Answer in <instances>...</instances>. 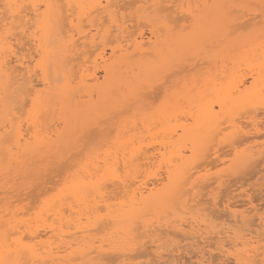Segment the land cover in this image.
<instances>
[{"label": "bare ground", "instance_id": "1", "mask_svg": "<svg viewBox=\"0 0 264 264\" xmlns=\"http://www.w3.org/2000/svg\"><path fill=\"white\" fill-rule=\"evenodd\" d=\"M219 1H220V3H219ZM247 1H249V0H247ZM8 2H9V0H0V9H2L3 5L8 3ZM16 2H22L25 4L51 5L52 7H49L47 9L42 7L40 9V15H41V17L44 18V21L46 23V27L43 31H41L39 33V36H37V34H36L35 27H31V25L34 24V20L37 16L36 10H32L30 13H28V15L25 16L26 23L28 25H30L27 34L20 31L19 22H17V25L13 26L14 30H13L12 34L8 35V32L5 28L4 16L2 14H0V111H1V114H0V168L2 167L1 170L3 169V167H5L3 169V171L5 169L6 170L10 169L9 172H11L14 168L16 170H15V172L12 171V173H16V176H18L20 174V177L22 176L21 179H25L23 177V175H25V177H27V174L31 170H34L33 168H35V166L38 167L36 164H35V166H32L34 161H35V163H36V160L37 161L39 160L42 163H44V162L48 163L50 161H46V160H49V158L51 156H52L51 158H53V159H54L53 156L58 157L59 161L61 159H64L65 157H67L70 154V152L73 149H78V144H79V141L77 140V139H79L78 138L79 136H77L78 133L83 132L84 130H86L90 127H96V126L100 127V125L103 123V121H102V123L100 124V121L102 120V118L105 119V117L107 115H109L110 113H116L117 112V114L119 113L118 115L123 116V112L128 111V110H126L127 107H125V106H127L126 104L128 101L132 100V103L134 102L135 104H137V103L140 104L144 101L146 102V101L150 100L151 99L150 97L152 95L156 96L157 92L165 101L162 104L164 108L161 105L159 112L153 110V112L155 111L156 113L151 112V109H150L151 113H147L146 114L147 116L145 115V118L143 116H141L142 115L141 113H143V112L140 111V109H141L140 107H139V109H136L137 114H136V112H134L135 114L132 113V115L128 114L129 117H128V115L123 116L121 118L122 120L119 119V116H118V119H119V125L118 126L119 127L117 126V131L115 128L116 136H115V131L113 133L114 135L111 134L112 132L111 133L109 132V134H106V135L111 134L110 135L111 137L108 136L110 139H107V140L105 139L106 141L102 140L99 142L100 143V146L98 148L99 151L95 149L96 153L93 151L94 154L91 156L89 155L90 157H88V158L86 157L87 160L86 161L84 160V163H83V161H81L82 162L81 165H79L80 160L79 161L76 160V162L78 161V167H77V169L75 168L76 171L74 170L75 171L74 173L72 171L73 168H71V171L73 174H69L70 176L66 175L67 179H64L66 183H65L63 189H61V191H59L60 189L58 191H55L54 189H56V188L54 187L53 191H55V192H50L52 190V189H50L51 188V186H50V188H49L50 193H48V191H47V195L48 194L50 195L53 193L55 194L57 192H60V193H59V195H57V197H55V200H54V194H53V201L52 202L50 201L51 204H48L49 202H47V204H46L47 206L45 205L47 212H49L48 215L46 213L44 214L43 211H42V213L40 211H38V213L36 214L37 216L39 215V213L41 216L45 215L44 219L46 217V220L52 214V216H53L52 220L50 221V219H51V217H50L48 219L50 223L47 221L48 223L46 224L47 227H48V225H50L48 228L49 229L48 233H46V234L44 233L43 235H41L39 232L40 228L39 229L37 228L38 229V231H37V229H35L32 225L27 226L28 224H26V222L28 223L27 220H29L30 217L28 215L29 218L27 219L24 216L26 214V211L23 212V216L27 220H25L24 217L21 215L22 213H19L18 210H20V208L15 210L13 212L14 214H12L11 216L9 214H11L10 212L12 209L10 208L9 209L10 211L8 210L9 213H7L8 211L5 209L6 215H9L10 218H12V219L14 218V219L11 220L10 218H7L8 216H6V215H4L5 217L0 216V218H2L0 221V223H1L0 224V239H1L0 244L2 242H3L2 243L3 245L5 244L3 249L1 248L3 245L0 246L1 252H2V250L5 249V251H3L4 255H5V256H3V259L10 260V261L20 260L22 262L27 261V262H30V264H41V262L44 264L45 263L47 264V260H49V261L53 262L52 264H57L56 259H58L59 257H56L55 255L56 254H57V256L61 255L60 254L61 251H59L58 249H61V250L63 249V250H65V253H66V251H67L66 249L70 250L72 247H74V244H76V245L81 244V246L83 245L84 251L83 250L82 251L85 252V253H83V256H85L84 254H89L90 253L89 251L96 247V246H94V243H98V242H96V240H98L99 238L93 239L95 234L94 235H91V234L93 232H96V233L98 232V237H100L99 233L102 232L104 235V232L111 230V228H113V226H114V228L122 229L123 234L125 232L126 239L129 240V243H128V241H127V243L129 245H131L133 243H136L139 240V239H137V235L139 236L138 233H140L139 229L141 228V226L140 225L137 226V222L139 224V222H141L140 220L144 221V218L149 219L155 210H158L157 215H154V216L152 215V218H155L157 216V218L159 220L162 219V218H160L161 215L164 213V212H162V210L168 211V209L171 210V207L172 208L175 207V206H171V204H174L176 206L178 205L177 206L178 208L175 207L174 210L172 209V212H171L172 215H171V213H169V211L167 213L170 217L171 216L173 217V219H171V223L173 220H175V217H177L178 215L181 216L180 214L183 211H185V213H187V214L190 213L191 216H187V215H185V213H182V216L180 218H182V217H183V219L185 217L191 218L193 215L198 214V213L191 214V213H193L194 209L196 212V208L198 206H196V205L190 206L189 205L190 199L191 198L193 199V197H191V198L189 197L188 198L189 202H188L187 199H185L186 197H188L187 194L192 195V191H193V190H191L192 187L194 188L195 186H200V185H198L199 182L200 183L201 182L202 183L207 182L208 181L207 179H210L213 175V173L210 176H208V174H205V177L208 176L206 179L204 177V174L201 175L202 171H200V169L202 170V167H203L202 164H200L202 162L201 160L207 158V156H209V155L211 156L213 153H214V155H217L218 159L222 158V156H220V155L223 153H220V155L218 154L219 151L221 150L220 147L222 146V144L225 145V141H228V140H225V138L229 137L228 135H232V133L234 135L231 136L230 138H232V137L236 138L235 133L237 134V136H239L238 134L242 135L243 138L241 139L242 140L241 141L240 139L238 140V137H237L236 141H238V142H236V143L234 142V140L232 141L229 139L232 142L228 141L229 143H227L232 148V149L230 148L231 152L235 153L234 158L237 157V159H235V160L233 158H232L233 160L230 159L231 162L233 163V165H230L229 166L230 168H228V167L226 168L227 170L229 169V170L233 171V172H231V174L229 173L230 175H233L232 173H234L235 171H236L235 173L237 174V172L240 173V171L242 169L243 170H245L246 168L249 169V166H250L249 163L252 164L254 159L255 160L260 159V156L262 158V156L264 154V152H262V149L260 148L261 149L260 151L259 150L255 151L256 148H254V150H252L253 145L251 146L252 148L250 146H248L250 148L249 150H245L246 153L248 151L247 154H245V152H241L240 151L241 149L238 150V148H240V146H239L240 142H241V144L243 143L245 145L244 142H247L252 138H254V139L257 138L256 135L257 136L259 135L258 136L259 138L263 136L262 134L264 133V131H262V129L260 130V127H258V124H256L258 122L255 120V123L253 122L251 124L252 127L248 126V128H250V129L245 130V128H247V127L244 125L245 126V128H244L242 126L243 123L242 124H240L241 122L236 123L233 119H235L234 115H237V114H234V111H237V110L239 111V109H246L247 107L254 108V110H256V109H258L256 107L261 105V101H262L261 90L264 89V73L261 72V65H262V63H264V48H263L264 43H262V41H261L262 39L260 40L261 42L258 41L260 39V37L257 38L256 40L254 39L253 44L256 43L255 46L258 45V47L261 46L259 48L260 53L257 51L258 47L256 46V50H255V46L252 43H250V44H252V47H250L251 49L248 48V50H247V48H245V51H244L245 55L243 57H242V55H243L242 51L243 50L240 47H238V49L240 48L242 50V51H240V49H239V51L241 52L239 57L241 56L243 58V59L239 58V59H241L240 63L242 65L239 62H236L238 60V58L236 55L237 51H235V50H237V49H235L233 51V52H236L234 54V55H236V57L234 56V58L237 59L235 61V59L233 58L234 62H236V64H238V65H236L235 63H230V64H232L233 67L236 66V68H235L236 73L233 72V70L231 71V69H232V68H230L231 65L228 66L230 69L227 67V65L225 66L226 68H228V70L227 69L226 70L227 71L230 70V72L224 71L223 67L226 64L225 62H228V64H229V62H233V61H231V58L233 56H230L229 55L230 53H228V51L225 50V48H227V46H228V48L230 47L229 49L233 50V47L236 48L237 46L236 45L232 46L231 43H230V45L232 47L229 46L228 45L229 43L226 40H225V42H227V44L225 42H223L221 44V46L223 44H226L225 46H223L225 48L222 47V49L224 50V52H226V53H224V54H226V57H228V58L230 57L228 59L229 61H224L222 59L223 56H220L221 53L218 55V53L216 52L217 51L216 49L217 48L219 49V47L214 46V44L218 45L216 41H218L220 39L224 40L226 35H228L226 33L228 31L227 29H225L224 31H221L223 33V35H225V37L221 35L222 37L220 36L221 37L220 38L219 34H217V33H219L218 27H219L220 18L223 19L226 17L225 16L222 18V16L225 14H223L221 12L223 14L222 15L220 13V11L222 10L221 7H223V6L226 7L227 3L229 4L228 8H229V6L233 7V5L231 4L233 2L232 0H16ZM221 2H223V3L225 2L224 3L225 5ZM235 2L236 1H234V5H235ZM188 4L193 5L194 7L192 9H185L184 7H182L183 5H188ZM221 4H222V6H221ZM100 5H111L112 7L111 8L98 7ZM177 5H180L181 7H176ZM196 5H199L200 7L196 8L195 7ZM79 6H83V7H79ZM217 6H218V8H217ZM125 11H131V13H130L131 16H132V12H133V14H134L133 17H135V19L137 20V23H138L137 28L135 27L136 29L134 31H131V29L129 28V25H128L129 24L128 23L129 20H128L127 25H121L120 26L118 36H117V32H115V31L106 34L105 29L108 28V18L111 16L119 15L120 20L124 21L126 19L125 16H127V15H124ZM189 12H193L198 18V23L195 25V27H192V17L189 15ZM28 16H31L32 19L31 20L28 19ZM162 17H167L170 21H172V24L170 25V27H172L174 29V32H170L169 28H167V27H164L162 30V24L161 23H149L150 20L158 21ZM188 18H189V21H187ZM102 21H104L103 24L101 23ZM220 22H221V20H220ZM223 22H221V23L223 24ZM131 23H132V21H131ZM139 23H141V24L139 25ZM186 24H188V25H186ZM143 27L148 28V30H149L148 34L144 30ZM188 28H190V29H188ZM228 33H229V31H228ZM217 37H218V39H217ZM226 38H229V36ZM25 40H28L27 44L30 45V47L26 51V52H28V54L23 53L24 49L22 47L23 46L22 43ZM229 41H232V40L230 39ZM178 42H180V43H178ZM220 42L218 41L219 44H220ZM181 43L183 45H186V47H181ZM207 43L211 44V46L213 45L214 47L211 50H214V52H216L215 53L216 57L214 56V52L211 53V54H213V56L211 54H210L211 56H209L207 54L208 57H210L209 59H211L213 61L214 58H217L218 60L220 59L219 60L220 62L223 60V63H224L223 65L220 66V67L223 66L222 68L216 69V67H218V66H217V64H215L216 60L214 59L213 62H210L211 65H214V69H216V71L217 70L220 71V69H222L221 71H224V72L221 74L215 72L216 75H214L213 74L214 69L211 70L208 68L212 72L207 71L208 75H206V76L208 78L204 77L203 76L204 74L202 75L203 78L200 80L206 81V79H207V81L204 82L203 85L201 84L202 83L201 81H200V84L198 81V75L200 72H202L201 68H200L201 69L200 72H196V76H194V74H193V75H191L192 78L190 77L191 79H194V80L196 77L197 81L194 82V80H192L193 83H191L190 78L188 79V81L190 80L188 82L186 80V78H188V77H182V76L180 77L178 75L180 80H181V81H179V78H177V76L173 73V71L178 69V66H180L179 67L180 69H184V68L187 69V67H185L184 63H187V61L189 62V59H190V61L191 60L193 61V60H195L194 58L196 56L199 55L198 57H200L203 52L205 53V51L209 47L206 45ZM246 43H248V42H246ZM259 43H261V44L259 45ZM234 44L235 43H233V45ZM243 44H245V41L243 42ZM262 44H263V46H262ZM205 45L207 46V48H205ZM240 45H242V44H240ZM248 46H249V44H248ZM248 46H246V47H248ZM24 47H26V46L24 45ZM241 47L243 48L244 46L242 45ZM253 47H254V49H253ZM170 48H174V49H176V51L170 52L169 51ZM204 48L206 49L205 51H204ZM90 49H91V51H90ZM252 49L255 51H253ZM250 50L255 52L256 55H253V52H251ZM209 51H210V49L208 50V52ZM220 51L222 52V50H220ZM246 52L249 54H252L254 57L252 58V55L250 57V55L248 54L247 58L248 57H250V58H248V59L245 58L246 54H247ZM34 54H35V56H34ZM191 55H193L194 57ZM217 56L218 57L220 56V58H218ZM35 57H37V58L35 59ZM186 57H188V59ZM191 57H192V59H191ZM198 57H196V58H198ZM158 58L160 60H163L164 62H166L167 65H169L168 71L161 72L159 70L158 65H157ZM224 58H225V55H224ZM251 58H252V61L250 63ZM254 58L256 60H254V62H253ZM185 59H186V62H185ZM225 59H227V58H225ZM242 60H243V63L246 64L245 68L246 69L249 68L247 71H251V70H252L251 72L255 71V72H253L255 74V76L253 75L254 78L252 77V73L250 72L251 73L250 77H252V81H253V83L251 82L252 86H251V88H249L250 90H248V89H246V90L242 89L241 90L240 89L241 83L243 82L242 83L243 85L245 83V81H243V79L245 80L246 76H247V75L243 74L244 78H242V80L239 82V79H241V78L239 77L240 75L237 74V71H242V70H240L241 68L244 70V68H243L244 64L242 63ZM38 63L42 64V69L37 67ZM174 63L175 64L178 63L179 65L177 64L178 66H176ZM32 64L35 65V66H33V68H32ZM183 64H184V67H183ZM218 64H220V63H218ZM221 64H222V62H221ZM170 65H172V68H174V69L170 68L171 67ZM187 65L189 66V64H186V66ZM191 65H192V62H191ZM193 65H195V64H193ZM238 66H242V67H238ZM34 67L36 69L37 68L39 69V70H37L38 74H39L38 77L41 78V79L39 78L40 80H38V78H37L38 81H36V82H35V80H33V79H35L34 74H36L35 73L36 70ZM211 68H212V66H211ZM206 70H207V68H206ZM157 71L158 72L160 71V73H161L160 77L162 76V74H164L163 78L164 79L166 78V81H165V83L163 82L164 84H161L160 87L158 86V87L154 88V84H151V79L159 76V75L157 76V74H158ZM186 71H188V70H186ZM100 72L104 73L102 75L104 77V78H102L104 80V81H102L103 83H100L101 81L99 82V80H101V79H99L101 77V76L99 77ZM181 72H183V71H181ZM190 72H192V71H190ZM209 73H211V74H209ZM226 73H228V74H226ZM183 74H184V72H183ZM245 74H248V73L245 72ZM33 75H34V77H33ZM168 75H170V76L175 75L176 79H178L177 82L175 81L177 84L175 82H173L174 79H172L170 81L171 82L170 83L168 81V80H170V77L169 78L167 77ZM153 76H155V77H153ZM202 76H199V78H201ZM235 77H238L237 78L238 80ZM181 78L182 79L184 78V79L182 80ZM153 80L155 82V79H153ZM161 80H163V79H160V81ZM178 82H184V83L186 82V84L184 85V83H183V85H182V83L180 84ZM196 82H197V85L198 84L200 85V87H198L197 89H196ZM156 83H159V80ZM173 83L176 84L177 86L180 85V87L183 86L182 87L183 89H181V91L180 90L178 91L177 89H180V88H177V86L174 87V85H172ZM189 83L192 85L191 88H189L191 86ZM188 84L190 86H188ZM29 86H30L31 90L28 88ZM186 86L188 89L185 88ZM194 86H195L194 89H196V90L192 89ZM174 88H176V89H174ZM23 89L29 90L28 92H32V94H34V96H33V98H34L33 99V105L34 106L32 105L33 108L28 107V109L29 110L34 109L35 111H39V113L36 112V114L42 115L40 113V111H41L40 109L42 108V106L44 104H45V107H47V111L49 109L48 107H50V108L52 107V109L56 108V106H58V105H59V107H57V108L61 109V107H62V110H59L60 112L58 111L59 115H60L59 118L64 117L62 119H66V120L60 119L59 122L62 120L61 121L62 126L60 128H64L63 130L62 129L61 130L62 131L65 130L66 132H61L59 129V125H58V130H56L58 132L55 131V133H53L55 135L57 133V135H56L57 138L54 135L53 136L55 138L51 135L52 131L54 132V129L51 131V133L45 132V134H44V131H46V130H44V131L40 130L41 126L39 127L38 125H39V123L43 122L45 119L41 122L39 120V123L35 122L36 124L33 121V123H34L33 124L30 121V119H28L29 116L24 115L25 117L24 116H22V117L25 119L28 117L27 119L30 121L29 122L27 120L28 121L27 123L29 124V125L27 124L28 127L34 125V127H33L34 129L32 128V130H35V131H33L34 134L31 133L29 130V129H31V127L25 128L26 123L23 124L24 121L22 122V120L21 121L19 120L21 118L20 117L21 115L20 116L18 115L20 113V111L23 112L22 110H20V107L26 106V105H24V104H26L25 102L28 103L27 100L22 101L23 96H24L23 93L25 92ZM148 89H151V90L148 91ZM146 90H147V94L145 92ZM26 92H25L24 99L27 98L26 96L30 95V93H27V95H26ZM156 97H158V96H156ZM161 97H159V98H161ZM52 98H54V101H52ZM30 99H32V98H30ZM152 99H154V97ZM20 101H22L24 103L23 106H20V105H22V104H20ZM55 102H56V104H55ZM46 103H47V105H46ZM49 103H51V106ZM57 103H59V104L57 105ZM154 103H156V102H154ZM160 103H161V101H160ZM28 104H31V103H28ZM52 104L54 106H52ZM149 104H150V102H149ZM221 104L224 106L223 113H221ZM135 106L137 107V105H135ZM155 106L157 107V105H155ZM124 107H125V109H124ZM146 107H147V104H146ZM146 107L143 106L142 110H144V108H146ZM44 108H42V111H44ZM130 108H132V107L130 106ZM25 109H27V108H25ZM121 109H122V111H121ZM123 109L126 111H124ZM161 109H162V111H161ZM233 109H234V111H233ZM35 111H32V113L34 112L33 115H35ZM47 111L45 110L44 112L47 113ZM232 111H233V114H232L233 116H231V114H229ZM44 112H43V115L45 114ZM54 112H56V111H54ZM248 112H251L253 114L254 111L252 109V111H248ZM26 113H28V112H26ZM129 113H131V112H129ZM235 113H237V112H235ZM22 114H25V113H22ZM62 114L64 116H62ZM148 114H150V115H148ZM153 114H155V116ZM227 114H229V116H231L232 118L231 117L228 118ZM225 116H226V118L231 119L232 123L228 119H225V121L224 120L222 121V118ZM137 117H140V118H137ZM51 118H53V117H51ZM255 118L257 119L256 116H255ZM221 121H222V123H221ZM226 121L227 122L230 121L229 123H231V125L233 126L235 133L233 132V130H231L232 128L230 129V125H229V127L226 126V128H222L223 125L225 126ZM25 122H26V120H25ZM30 123H32L33 125L32 124L30 125ZM60 123H58V124H60ZM106 123H107V121H106ZM45 125L42 127V129L46 128ZM63 125H66L67 128L64 127ZM72 125L75 127H72ZM77 125H80V126H77ZM104 125H105V123H104ZM115 125H117V124H115ZM48 126H47V128H48ZM54 126L55 125H53L51 127H54ZM111 126H113V125H111ZM51 127H50V129L49 128L48 129L51 130L52 129ZM74 128H76V129H74ZM79 128L81 129V131ZM155 128L157 130H154ZM223 129H225V132H223L224 131ZM226 129L227 130L230 129L232 133L230 134V132H229L227 134ZM77 130H78V133H76ZM112 130H110V131H112ZM41 131H43V132H41ZM156 131H158V132H156ZM253 131H255V133ZM68 132H70V134ZM58 133H59V135H58ZM64 133L67 135H65ZM223 133L225 135L226 134L227 135L224 137ZM252 133H254V134H252ZM80 134H82V133H80ZM63 135H64V137H63ZM146 135L150 136V138H149V136H147V137L149 138V141L152 140V141H150L151 143L154 142V139H155V142L159 141V143H158L159 146L155 147L156 145L155 146L153 145V148H148L147 145L145 146V144H146L145 142L147 139V138L145 139ZM260 135H262V136H260ZM51 136L54 138V140H52L53 138L51 139ZM106 137H104V138H106ZM101 142H103V143H101ZM237 143H239V145ZM246 144H248V142ZM228 145H227V147H228ZM209 151H213V152L210 153ZM238 151H240L242 153V155H240L241 153L239 154ZM243 151H244V149H243ZM89 153L91 154V152H89ZM205 155H206V157H205ZM228 155L227 156L225 155L224 157H228ZM232 155H233V153H232ZM256 156H257V159H256ZM86 158H84V159H86ZM58 159H56V160H58ZM15 160L18 162V165L22 166V169L24 172H21L22 171L21 167H19L17 165V162H15ZM198 160L200 161L199 163H198ZM223 160H225V159H223ZM4 161H6V162L4 163ZM13 161L15 162V164L13 163ZM39 161L37 162L38 165L40 163ZM229 161H227V162H229ZM220 162H222V161L220 160ZM231 162H230V164H231ZM42 163L40 164V166L44 167L46 164L45 163L42 164ZM224 163H226V161L223 162L222 164L225 165ZM3 164H5V166H3ZM12 164L14 166H11ZM65 164L66 163H64V165ZM222 164H219V165L222 166ZM208 165H207L208 167L211 166L209 168V171L212 169V167H213V169L215 167H217L211 163H209ZM51 166H52V163H51ZM68 166H69V164H68ZM11 167H13L12 170H11ZM15 167H17V168H15ZM28 167L29 168L33 167V168L29 170ZM74 167H76V166H74ZM250 167H252V166H250ZM18 168H20V172H18L19 171ZM26 168L29 171L25 172ZM164 168H165V170H164ZM232 168H233V170H232ZM62 169H63V167H62ZM160 169L162 172L160 171ZM35 170H34V172H35ZM141 170H143V171L145 170V171L143 172ZM243 170L241 171V173H243ZM3 171L1 174V175H3V177H4V175H5V177H6V175L8 177L10 175H12V173H9L8 171H7L8 173H6V171L3 173ZM16 171L19 173L18 175H17ZM67 171L69 172L68 169H67ZM36 172H38V171H36ZM59 172L61 173V171L58 170L57 173H59ZM140 172L145 173V176H150V177H148V179H150L151 181H149V180L145 181V179L142 178V176L144 177L143 173H142V175H139ZM224 172L220 173L219 175L224 174ZM0 173H1V171H0ZM54 173H56V172H54ZM60 175L62 176V174H60ZM60 175H59V178H60ZM219 175H217V176H219ZM67 176H69V177H67ZM10 177H14V176L12 175ZM151 177H153V179ZM18 178L19 177H17V179H15V178L14 179L18 180ZM219 178H223V177L219 176L218 179ZM202 179H204V180H202ZM0 180L2 181L4 179L0 178ZM15 180L11 181V182H13L12 185L11 184H9V185L15 186L14 182H17ZM60 180H63V178ZM215 180H217V179H215ZM220 180L221 179H219L217 181H220ZM6 181H5V183L1 182V184L2 183L8 184L9 182H6ZM23 181H25V180H23ZM23 181H21L20 183H22ZM56 181H55V183H56ZM29 182H31V181H29ZM29 182H27V183L29 184ZM45 182L46 181H44V183ZM3 184H2V187H0V188L4 187ZM40 184H38V185L40 186ZM6 186H8V185H6ZM26 186H27V184H26ZM26 186L24 185V187L23 186L22 187L25 188ZM59 186H60V184H59ZM188 186H190V187H188ZM13 187H10V188L8 187L9 188L8 192H9V190L12 192H15V190L18 189V187L17 188L14 187L15 190L11 189ZM22 187H19V188L21 189ZM186 187L188 188V190H186L187 189ZM189 188L191 190V193H190ZM30 189H32V188H30ZM24 190H26V189H24ZM184 190L188 191L190 194L188 192L184 193L185 192ZM194 190H197V189H194ZM18 192H20V191H18ZM182 192L184 193V199L182 196H181L182 198H180V195L183 194ZM15 193H17V192H15ZM179 193H181V194H179ZM176 194H177V196H176ZM43 195H44V193H43ZM196 195H197L196 191H195V194L193 192L194 201L196 199L195 198ZM174 199L175 200L177 199V201H175ZM179 199L183 200V201L180 202ZM173 200H174V202H173ZM178 200H179V202H178ZM34 202H36V201H34ZM34 202H33V204H34ZM187 202H188V204H187ZM191 202H193V201H191ZM6 203L9 206V203L8 202H6ZM41 203L38 202V204H41ZM12 204H13V201H12ZM38 204H36V205H38ZM169 204L171 207L168 206ZM179 204H180V206H179ZM246 204H247V202H246ZM249 204H252L251 198L249 200ZM1 205L3 208V205H5V203H3ZM14 206H11V207H14ZM24 206H26V205L24 204ZM45 206H43V209L38 208V210H44ZM195 206H196V208H194ZM235 206H237V205H235ZM238 206L241 209L245 205L243 206V204H242V205H238ZM21 208H22V206H21ZM32 208L34 210V207H32ZM32 208L30 207L29 211H31ZM176 208H177V211H176ZM250 208L251 207H249L248 209L245 208V210L247 209L249 211ZM24 209L28 210V206H26V208H24ZM165 209H167V210H165ZM178 209L182 210V211L180 212ZM228 209H230V207H228ZM35 210L37 211V208H35ZM152 210H154V211H152ZM199 210L202 213L206 212L205 209H204L205 211H202L201 208H199ZM245 210L241 211V213H244ZM17 211H18V213H17ZM21 211H22V209L20 210V212ZM29 211H27V212H29ZM147 211L150 215V216L148 215V217L145 216V214H146L145 212H147ZM160 211L162 212V214L160 213ZM173 211H175V213ZM44 212H45V210H44ZM176 212H177V214H176ZM197 212H198V208H197ZM15 213H17V214H15ZM159 213L161 215H159ZM245 213H247V215L244 217L242 216V218H243L241 220L242 224L248 223L247 217L249 219H251L250 215H248V212H245ZM164 214H166V213H164ZM173 214H175V216ZM208 214L209 213H207L206 215L199 214V216H201L200 221L201 220L202 221L201 222H199V221L192 222V220H191L192 223L190 222V225L188 224V226H190V227L185 226V231H183V232H186V230L188 228H189V230H190V228H192V230H194V235L196 233H198L201 236L202 232H203L202 236L204 234L207 236L208 235L211 236L214 234L217 238V240H215V242H214V246L216 245V249L220 252V254H218V256L216 255L218 257L217 259L219 261L229 259L228 255H227L228 251L227 250L225 251V245H226L225 242L228 243L227 241H229L231 238L234 240L233 236L231 237L229 234L230 232H232L231 231L232 227L230 226V224H227V226L229 225L228 228H226L227 226H221L223 229V231L221 232V229L219 228L220 225H218L217 229H219L220 231L217 230V232H213V230H216L215 229L216 227L212 226V225H214L212 220H215L216 218L215 217L210 218L211 215H209V217H208ZM46 215L49 217L47 218ZM227 215H228V213H227ZM14 216L15 217L20 216V218L24 219L23 221H22V219L19 220V223L22 225L24 223V221H26L24 223V224H26V226L22 225L21 226L22 228H20L18 223L17 224L13 223L14 224L13 225L12 221H14V222L18 221V220L15 221ZM26 216H27V214H26ZM141 216H144V217H142V219H141L140 218ZM206 216L209 218L208 222H206L207 221ZM31 217H33V216H31ZM5 218H7V219H5ZM16 218L19 219L18 217H16ZM35 218H36V216H35ZM35 218H33V219H35ZM193 218L199 219L196 216H193ZM213 218H215V219H213ZM238 218H239V216H238ZM33 219L30 218V220H33ZM40 219H41V217H40ZM40 219H38V217H37V220L40 221ZM44 219H41V220H44ZM185 219L187 220V218H185ZM229 219L235 225V229H236V226H237L236 224H239L238 222H240V221L237 219V215L235 214V212L230 214ZM3 220L7 223H4ZM39 221H37L36 225H38L41 222V221L40 222ZM143 221L140 224L144 225V224L148 223L147 225H145V227L147 226V228H148V225H149V228L153 225L154 226L159 225L161 228L162 225L160 223L162 221L165 222V220L162 219L161 222L159 221V224L158 223L155 224L154 221H150V219H149V221L151 223V226H150L149 222H146V220L144 222ZM184 221L185 220H183V222ZM187 221H189V220H187ZM187 221H185V222H187ZM217 221H219V220H217ZM221 221H224V220H221ZM32 222L34 223L35 221L33 220L30 223L32 224ZM44 222L45 221H42L41 224L42 223L45 224ZM166 222L168 224V223H170V220H169V222L168 221H166ZM166 222L163 224H166ZM179 222H182V221L180 220L177 223H176V221H173V223L171 225L170 224H168V225H170V227L172 226V228H174L173 225L176 224V226L178 228H182L181 225L184 226V224H181V223L178 224ZM222 223H225V222H222ZM252 223H253V221H252ZM252 223L250 222V224H252ZM36 225H34V226H36ZM110 225H112V227ZM168 225H165V226L168 227ZM234 225H232V226H234ZM24 227L26 230L23 229ZM26 227H28V228H26ZM37 227H40V226H37ZM47 227H45V228H47ZM163 227H164V225H163ZM177 227H176V229H177ZM223 227H225V228H223ZM142 228H144V226ZM239 228L240 227L238 225L237 226L238 231L240 230ZM21 229H23V230L21 231ZM27 229L29 230L28 235H29V232L31 233L30 236H28L26 234L27 232H25V231H27ZM106 229H108V230H106ZM183 229H184V227H183ZM183 229H181V230L179 229L180 232ZM140 230H142V229H140ZM148 230H151V229H148ZM246 230L244 232H246ZM45 231H47V230L45 229ZM117 231H119V230H114L115 233ZM13 232H15L16 233L15 236H17V238L14 239V241H16V240L26 241L24 236L30 237V240H27V242H26V244H28L29 247L23 249L20 253H17L14 250L15 249V247L13 246L14 243H12L13 241L11 239H9V237H14V236H11V233H13ZM233 232H234V230H233ZM241 232L242 231H240V233ZM244 232H243V234H244ZM250 232L248 231V233H250ZM119 233H121V232H119ZM144 233H145V231H144ZM150 233H151V231H150ZM235 233H238V232L235 231ZM107 234L108 235H107V237H105V240H106V238H108V236H110V235L113 236V232L107 233ZM148 234H149V231H148ZM189 234H192V231H191V233L190 232L188 233V237H186L188 239L193 235L192 234L190 236ZM239 234H237V235H239ZM250 234H252V233H250ZM116 235L117 234H114V236L116 237L115 239L118 238L119 241H121L122 240V239H120L121 234L120 235L118 234L119 237H117ZM194 235L192 236V238H195ZM91 236H93V237L90 238ZM157 236H158V234H157ZM200 236H199L198 240L200 239ZM209 236L208 237L203 236V238H202V241L206 240L203 243V244H206L205 247H203V246H202L203 248L201 247L203 250L205 249L204 250L205 252H206L207 247L212 248L211 247V246H213L212 241H214V239H216L214 236H212V238ZM54 237L56 238V240L57 239L60 240L62 248L58 246L59 242H57L58 240L56 241ZM149 237H151V236H149ZM46 238H48L49 242H50V240H53L52 238H54L55 241H53V243L52 242H50V243H51V245L58 243V245L56 247L58 251H56V249H55V251H56L55 252L53 246L51 248H47V246L49 247V245H50V244L49 245L47 244L49 242L48 241H47V243H44L45 241L42 242V240L43 239L45 240ZM124 238H125V236H124ZM209 238L211 240L210 241L211 243H209V241H208ZM236 238H239V237L236 236ZM244 238H245V236H244ZM8 239H9V241L10 240L12 241V242L10 241L12 244L11 247L13 246L14 248L9 247L10 242L8 241ZM67 239H69V240H67ZM100 239H102V235H101ZM111 239H113L115 242L109 241V243L110 242L111 243L108 245L113 244L112 242H114V244H115L118 241V240L116 241L114 238H111ZM240 239H243V237L239 238V242H237L238 240H234V241L232 240V242H231L232 246L231 247L232 248L235 247V244H233V242H237L238 244L244 243L242 245V247L239 246L238 244L236 245V247L238 246V247H241L243 249V250H241L243 252L240 251L241 254L243 253L241 256H246L247 258L253 257L252 259H257L259 256L262 255L263 252H261V255H258L260 253L258 251L260 248L259 243L261 242L260 241L261 239L257 240L258 242H256V241L253 242L252 240H254V239L250 240L248 237L245 238L246 241L243 239V241L240 242ZM150 240H151V238H150ZM184 240H186V239H184ZM28 241H30V242H28ZM33 241L35 242V244H31V242H33ZM119 241L117 243L120 244ZM125 241H126L125 239H124V241L122 240V242L125 243V245H126ZM192 242L194 244L195 241H192ZM40 243L43 245H41ZM103 243H105V242H103ZM117 243H116V245H114L115 247L118 245ZM154 243H156V242L154 241ZM195 243H199V242H195ZM256 243H257V246H255ZM6 244H8V245H6ZM64 244H65V246H63ZM137 244H138V242H137ZM229 244H230V241H229ZM258 244H259V246H258ZM102 245H104V244H102ZM105 245L106 246H103V247L107 248L108 245L107 244H105ZM6 246H7V248H6ZM39 246H40L41 250L43 247H46V249H48V250L45 249L46 251L43 254V252L38 248ZM41 246H42V248H41ZM66 246L67 247L70 246V248H66ZM121 246H122L121 249L123 248L124 250H126L124 248V246L122 245V243H121ZM75 247H77V246H75ZM115 247H113V250ZM125 247H127V246H125ZM98 248H99L98 253L102 252V250H100V248H102V247L97 246L95 249H98ZM232 248H231V250H233ZM74 249H72L73 252H74ZM79 249L77 251H79ZM119 249L120 248H118V250L114 251V252H118V251L121 252V250H119ZM127 249L130 250L129 246L127 247ZM131 249H132V247H131ZM213 249H215V248L213 247ZM260 250H261V248H260ZM127 251H124V252L127 253ZM204 251H201L200 254L202 256L201 258L205 260L204 257L207 256L206 255L207 253H203ZM93 252H91V253H93ZM95 252H97V251H95ZM124 252H122V253H124ZM158 252H160V251H158ZM234 252H235V250H234ZM210 253L211 252H208V254H209L208 258H210L212 256V254H210ZM249 253H251V256H249ZM214 254H216V253H214ZM42 255H44V256H42ZM76 255L78 258V254H76ZM76 255H74V256L76 257ZM96 255H98V254H96ZM123 255H125V254H123ZM65 256H63V257L65 258ZM74 256H71V258ZM80 256L82 257V255H80ZM100 256L101 255L99 254V257ZM63 257H61V258H63ZM93 257H95V256H93ZM96 257H98V256H96ZM164 257H166V256L163 255V258ZM246 257H243V258H246ZM263 257L264 256H262V259H264ZM0 258H2V256ZM89 258H91L90 259L91 262L94 261V259H95L94 258L92 260V257H89ZM101 258H102V256H101ZM104 258L105 257H103L102 259L104 260ZM175 258H177V257H175ZM68 259H69V257H68ZM79 259H81V258H79ZM260 259H261V257H260ZM70 260H72V259H70ZM212 260L214 262V259H212ZM216 260H215V262H216ZM60 261H59V264H60ZM158 261L159 260H157V262ZM234 261H235V259H234ZM65 262H67V261H65ZM207 262H211V260L208 259ZM213 262H211V263L213 264ZM49 263L50 262H48V264ZM86 263H84V264H86ZM88 264H90V263H88ZM219 264H220V262H219Z\"/></svg>", "mask_w": 264, "mask_h": 264}, {"label": "rangeland", "instance_id": "2", "mask_svg": "<svg viewBox=\"0 0 264 264\" xmlns=\"http://www.w3.org/2000/svg\"><path fill=\"white\" fill-rule=\"evenodd\" d=\"M233 2L231 3L232 5H233V7L231 6H229V8H228V3L226 4L227 6L226 7H221L222 8V10L220 11V13L222 12L223 14H225V15H223L222 13V18L223 17H225V18H223V19H221L220 18V20H221V22H223V24L220 22V20H219V29H218V31H219V33H217V34H219V37L222 35V36H224L225 37V35H223V33L221 32V31H224L225 29H227L228 31H229V33H228V31L226 32L228 35H226V37H228L229 36V38H226L225 37V39L223 40V39H220V40H218L219 42H220V44L218 43V41H216L217 42V44L218 45H216V44H214V46L216 47V46H218L219 47V49L217 48L216 50V52L218 53V55L220 54V56H223L222 57V59L224 60V61H229L228 59L230 58H228V57H226V54H224V53H226V52H224V50L222 49V47L223 46H225L226 44H227V42L229 43L228 45L229 46H231L230 45V43L232 44V46H237L236 48L235 47H233V50L232 49H229L228 48V46H227V48H225V47H223V48H225V50H227L228 51V53H230L229 55L230 56H233L232 58H231V61H233V62H229V64H228V62H225L226 64L224 65V67L227 65V67L228 66H230L231 65V67L230 68H232L231 69V71L233 70V72H235V68H236V66H234L233 67V65L232 64H230V63H235L236 64V62H241V59H239V58H242L244 55H245V48H247V50H248V48L249 49H251L250 47H252V44H253V40L255 39H257V38H259L260 37V39L258 40L259 42H261L262 41V43H264L263 41H264V0H249V1H247V0H232ZM234 1H236L235 2V5H234ZM214 3V2H213ZM219 3H220V1H219ZM221 3H223V2H221ZM225 3V2H224ZM223 3V4H224ZM230 4V5H231ZM215 5V4H214ZM217 5V4H216ZM225 5V4H224ZM221 6H222V4H221ZM217 8H218V6H217ZM224 8V9H223ZM226 8V9H225ZM220 9V8H219ZM224 10V11H223ZM125 14L124 15H127V16H125V18L127 19V21H128V25H129V28L131 29V31H134L136 28H137V25H138V23H137V20L135 19V17H133V12H132V16H131V11H125L124 12ZM220 14V15H221ZM219 15V16H220ZM218 16V17H219ZM133 17V18H132ZM135 19V20H134ZM223 20V21H222ZM226 20V21H225ZM131 21H132V23H131ZM187 21H189V18H188V20ZM191 22V21H190ZM187 23V22H186ZM189 23V22H188ZM231 23V24H230ZM132 24V25H131ZM141 23H139V25H140ZM186 25H188V24H186ZM191 25V24H190ZM136 27V28H135ZM230 29H229V28ZM133 28V29H132ZM144 28V30L147 32V34L149 33V30H148V28H145V27H143ZM188 29H190V28H188ZM148 30V31H147ZM217 32V31H216ZM261 33V34H260ZM225 34V33H224ZM261 35V36H260ZM221 36V37H222ZM257 36V37H256ZM220 37V38H221ZM223 37V38H224ZM217 39H218V37H217ZM232 40V41H229V40ZM245 39V40H244ZM262 39V40H261ZM223 40V41H222ZM225 40L227 41V42H225ZM261 40V41H260ZM28 40H25L23 43H22V47H23V49H24V51H23V53L25 54V53H27L28 54V52H26L27 50H28V48L30 47V45H28L27 42ZM239 41V42H238ZM245 41V44H243V42ZM250 41V42H249ZM257 41V42H258ZM223 42H225L226 44H223L222 46H221V44L223 43ZM237 42V43H236ZM246 42H248V43H246ZM233 43H235L234 45H233ZM250 43H252V44H250ZM240 44H242L244 47L242 48L241 46L242 45H240ZM248 44H249V46H248ZM256 44V43H255ZM255 44H253L254 46H255ZM261 43H259V45H260ZM24 45L26 46V47H24ZM209 46L208 47V49L206 50L205 48H207V46ZM205 45V48H204V51H205V53L203 52L202 54L204 55H202L201 54V56L200 57H198V56H196V57H198V58H194L195 60H191L190 61V59H189V62L187 61V63H184L185 64V67H187V69L186 68H184V69H180L179 67L180 66H178L177 64H175L176 66H178V69H176V70H172L173 71V73L177 76V78H179V76L181 77H188V78H186V80L188 81V79L191 77L192 78V76L191 75H193L194 74V76H196V72H200V70L202 69V72H200L199 73V75H198V81H199V84H200V81L202 82L201 84L203 85V83L204 82H206L207 81V79H206V81H203V80H200V79H202L203 78V76L204 77H207L206 75H208L207 74V71L209 72H212L211 70L212 69H214V65H211V63L210 62H213L214 61V59L216 60V62H215V64H217V66L218 67H216V69H218V68H222V67H220L221 65H223L224 63H223V60L221 61L222 62V64H221V62L217 59V58H212L213 59V61L211 60V59H209L210 57H208V55L209 56H213V54H211V53H213L214 52V50H211L214 46L212 45L211 46V44H209V43H207ZM240 45V46H239ZM32 46V45H31ZM231 46V47H232ZM246 46H248V47H246ZM257 47H258V45H256ZM256 46H255V50H256ZM262 46H263V44H262ZM21 47V46H20ZM211 47V48H210ZM238 47H240L239 49H240V51H242V57L240 56L239 57V55H240V51H239V49H238ZM261 47V46H260ZM260 47H258V49H257V51L259 52V48ZM264 48V47H263ZM210 49V51L208 52V50ZM235 49H237V50H235ZM253 49H254V47H253ZM252 49V50H253ZM87 50V49H86ZM220 50H222V52L220 51ZM237 51V53L236 52H233V51ZM250 50L251 52H253V51H255V50ZM90 51H91V49H90ZM256 51V52H257ZM32 52V51H31ZM216 52H214V56L216 57ZM233 54H232V53ZM257 52V53H258ZM236 53V55H237V58H238V60L237 59H235L234 58V56L236 57V55H234ZM247 53V52H246ZM255 52H253V55H256V53L254 54ZM260 53V52H259ZM258 53V54H259ZM200 54V53H199ZM207 56H206V55ZM211 54V55H210ZM248 54L249 53H247L246 54V57L245 58H247V56H248ZM224 55H225V58H227V59H225L224 58ZM250 55V57H251V55L252 54H249ZM252 55V58L254 57ZM34 56H35V54H34ZM191 56H193V55H191ZM220 56L218 57V58H220ZM228 56V55H227ZM194 57V56H193ZM208 59H207V58ZM250 57H248V58H250ZM257 57V56H256ZM37 57H35V59H36ZM187 59H188V57H186ZM235 59V61L236 62H234V59ZM247 58V59H248ZM252 58H251V60H250V63H251V61H252ZM39 59V58H38ZM37 59V60H38ZM191 59H192V57H191ZM202 61H201V60ZM243 59V58H242ZM219 62H218V61ZM254 60H256L255 58L253 59V62H254ZM246 61V60H245ZM36 62V61H35ZM34 62V63H35ZM185 62H186V59H185ZM191 62H192V65L193 64H195V65H191ZM247 62V61H246ZM249 62V61H248ZM252 62V63H253ZM37 63V62H36ZM218 63H220V64H218ZM242 63H243V60H242ZM184 64H183V67H184ZM186 64H189V66L187 65L186 66ZM214 64V63H213ZM241 64V63H240ZM244 64V70L241 68L240 70H242V71H237V74H239L240 76V78L241 79H239V82L242 80V78H244V76H243V74L244 75H247L246 76V79L244 80L243 79V81H245V83H244V85L241 83V85H240V89L242 90H246V89H248V90H250L249 88H251V86H252V83H253V81H252V77H253V75L255 76V74L253 73V72H255V71H253V72H251V71H247L248 69H246L245 68V63H243ZM174 65V66H175ZM212 66V68H211V66ZM236 65H238V64H236ZM242 65V64H241ZM33 66H35L34 64H32V68H33ZM171 67L170 68H172V65H170ZM173 66V67H174ZM175 66V67H176ZM193 67V68H192ZM197 67V68H196ZM223 67V70L224 71H226V72H230V70L229 71H227L228 70V68H224ZM238 67H242V66H238ZM237 67V68H238ZM35 68V67H34ZM201 68V69H200ZM206 68H207V70H206ZM211 69V70H209V69ZM229 68V69H230ZM234 68V69H233ZM172 69H174V68H172ZM205 69V70H204ZM216 69H214V72H213V74L214 75H216L215 74V72H217V73H223L224 71H221L222 69H220V71L219 70H217L216 71ZM227 69V70H226ZM35 73L36 74H34L35 75V79H33V80H35V82L36 81H38V80H40L41 78L40 77H38V71L37 70H39L38 68L36 69L35 68ZM186 70H188V71H186ZM194 70V71H193ZM181 71H183L184 72V74H183V72H181ZM190 71H192V72H190ZM244 71V72H243ZM187 72V73H186ZM195 72V73H194ZM245 72L246 73H248V74H245ZM252 73V77H250V75H251V73ZM156 73V72H155ZM157 76L158 77H155V76H153V77H155V78H153V79H155V82H154V80L153 79H151V84H154V88H156V87H160L161 86V84H164L165 83V81H166V78L164 79L163 77V75L164 74H162V76L160 77V71L158 72L157 71ZM172 73V72H171ZM170 73V74H171ZM236 73V72H235ZM104 73L102 72H100V74H99V79H101V80H99V82L100 83H103L102 81H104L102 78H104L102 75H103ZM204 74V75H203ZM209 74H211V73H209ZM212 74V75H213ZM226 74H228V73H226ZM242 74V75H241ZM34 75H33V77H34ZM156 75V74H155ZM175 75H168L167 77L169 78L170 77V80H168L169 82L172 80V79H174L173 80V82H177V80L178 79H176V76ZM179 75V76H178ZM203 75V76H202ZM175 76V77H174ZM199 76H202L201 78H199ZM238 76V75H237ZM243 76V77H242ZM172 77V78H171ZM210 77V76H209ZM37 78H38V80H37ZM40 78V79H39ZM190 78V80H191V83H193L192 82V80H194V79H191ZM194 78V77H193ZM208 78V77H207ZM236 79L238 78V77H235ZM254 78V77H253ZM160 79H163V80H161L160 81ZM182 79V78H181ZM184 79V78H183ZM182 79V80H183ZM204 79V80H205ZM211 79V78H210ZM235 79V80H236ZM153 80V81H152ZM159 80V83H156L157 81ZM189 80V81H190ZM238 80V79H237ZM179 81H181L180 80V78H179ZM188 81V82H189ZM195 81H197L196 80V77H195V80H194V82ZM150 82V81H149ZM164 82V83H163ZM175 82V83H176ZM236 82V81H235ZM238 82V81H237ZM252 82V83H251ZM171 83V82H170ZM178 83H182V85H183V83L184 82H178ZM177 84V83H176ZM176 84H172V85H174V87L175 86H177ZM186 84V82L184 83V85ZM190 84V83H189ZM188 84V86H190ZM197 85V82H196V89L198 88V87H200V85ZM171 85V86H172ZM201 85V86H202ZM246 85V86H245ZM27 87V86H26ZM41 87V86H40ZM183 86H181L180 87V85H178L177 86V88H180V89H177L178 91L180 90L181 91V89H183L182 88ZM192 87V85L189 87V88H191ZM30 90H31V88H30V86L28 87ZM186 89H188L187 88V86L185 87ZM195 88V86L192 88L193 90H196V89H194ZM158 89V88H157ZM174 89H176V88H174ZM24 90V89H23ZM151 89H148V91H150ZM154 90V89H153ZM25 92H26V95H27V93H30V95H28V96H26L25 98L26 99H24V96H25V92L23 93L24 94V96H23V100L22 101H28V103H31V104H28L27 102H25L26 104H24L22 101H20V104H22V105H20V106H23V104L24 105H26V106H23V107H20V110H22L23 112H21L20 111V113L18 114L20 117V121L22 120V122H23V124H25L26 123V125H25V128L26 127H28V119L26 118H23L22 116H29V113L30 112H32V111H35L34 109H31V110H29L28 109V107H30V108H33V96H34V94H32V92H28L29 90H24ZM190 91V90H189ZM188 91V92H189ZM23 92V91H22ZM146 92V94H147V90L145 91ZM192 92V91H191ZM195 93V92H194ZM145 94V93H144ZM156 95V94H155ZM154 97V99H152L153 97ZM149 99L150 100H148V101H144V102H142V103H140V104H135L134 102V104L132 103V100L131 101H128L127 102V106H125V107H127V109L126 110H128L129 112H131V113H129L128 111H126V110H124L125 109V107H124V111H126V112H123V116H127L128 114L130 115H132V113H134V112H136V114H137V110L136 109H139V107L141 108L140 109V111L141 112H143V113H141L142 115L141 116H143L144 118H145V115L147 114V113H151V112H153V110H155V111H157V112H159V110H160V107H161V105L163 104V102L165 101L160 95H159V93L157 92V95L156 96H158V97H156V96H154V95H152ZM29 97V98H28ZM159 97H161V98H159ZM30 98H32V99H30ZM152 100V101H151ZM157 100V101H156ZM31 101V102H30ZM52 101H54V98H52ZM160 101H161V103H160ZM149 102H150V104H149ZM154 102H156V103H154ZM52 103V102H51ZM51 103H49L50 104V106H51ZM126 103V102H125ZM153 103V104H152ZM55 104H56V102H55ZM59 103H57V105H58ZM132 107V108H130V106ZM146 104H147V107H146ZM30 105V106H29ZM33 105V106H32ZM46 105H47V103H46ZM134 105V106H133ZM135 105H137V107L135 106ZM150 105V106H149ZM155 105H157V107L155 106ZM19 106V105H18ZM49 106V105H48ZM52 106H54L53 104H52ZM129 106V107H128ZM142 106V107H141ZM143 106L144 107H146V108H144V110H142L143 109ZM45 107V104L42 106V108H44ZM57 107H59V105L58 106H56V108H54V109H52V107L50 108V107H48L49 109H48V111H47V107H45L44 108V111L46 110L47 111V113H45L44 111H42V108L40 109L41 111H40V113L42 114V115H39V116H41L40 117V122L41 121H43L44 119V121L43 122H41V123H39V127L41 126V129L40 130H46V131H44V134H45V132H48V133H51V131L54 129V132L52 131V133H51V135L53 136H55L56 137V135H57V133H56V135L55 134H53V133H55V131L56 130H58V125H59V129H60V131L61 132H66L65 130L64 131H62L64 128H60L61 126H62V120H66V119H62V118H64V117H61V118H59V110H62V107H61V109L60 108H57ZM151 107V108H150ZM162 107H163V105H162ZM22 108V109H21ZM25 108H27V109H25ZM134 108V109H133ZM153 108V109H152ZM159 108V109H158ZM164 108V107H163ZM256 108H258V109H256ZM255 109L256 110H254V108H249V107H247L246 109H239V111L237 110V111H234V109H233V111H234V114H237V115H234L235 116V119H233L236 123L238 122H241L240 124H242L243 123V127L245 128V126L247 127V128H245V130L246 129H250V128H248V126L249 127H252V123L254 122L255 123V120L258 122V123H256V124H258V127H260V130L262 129V131H264L263 129H264V106H262V105H260V106H258V107H256ZM263 108V109H262ZM24 109V110H23ZM37 109V108H36ZM52 109V110H51ZM131 109V110H130ZM133 109V110H132ZM150 109H151V112H150ZM249 109V110H248ZM251 109V110H250ZM252 109H253V114L251 113V112H248V111H252ZM27 110V111H26ZM135 110V111H134ZM244 110V111H243ZM248 110V111H247ZM28 112V113H26V112ZM54 111H56V112H54ZM59 111V112H58ZM121 111H122V109H121ZM146 111V112H145ZM154 111V112H155ZM161 111H162V109H161ZM233 111L232 112H230L229 114H231V116H233L232 114H233ZM36 112L37 113H39V111H35V115H36ZM43 112L45 113L44 115H43ZM139 112V111H138ZM153 112V113H154ZM235 112H237V113H235ZM239 112V113H238ZM242 112V113H241ZM22 113H25V114H22ZM62 113V112H61ZM60 113V114H61ZM156 113V112H155ZM0 114H1V111H0ZM33 114H34V112H33ZM64 114V113H63ZM62 114V116H64ZM119 114V113H118ZM117 114V112L116 113H110L109 115H107L106 117H105V119L104 118H102V120L100 121V124L102 123V121H103V123L100 125V127L99 126H96V127H90V128H88V129H86V130H84L83 132H80V133H82V134H80V133H78V130L76 131V133H78L77 134V136H79L78 138L79 139H77L78 141H79V144H78V149H73L71 152H70V156L68 155L67 157H65L64 159H61L60 161H59V159H58V157H55V156H53L54 157V159L53 158H49V160H46V161H50V162H48V163H46V162H44L46 165L43 167V166H40V164L42 163V162H40L39 160V165H38V161L36 160V163H35V161H34V165L32 164V166H35V164L38 166V167H36L35 166V168H33V167H28L29 168V170L30 169H36L35 170V172H34V170H31L28 174H27V177H25V175H23V177L25 178V179H21V177H20V174L18 173V172H20V168H18L19 169V171L17 172V175L18 176H16V173H12V171H14L15 172V170L16 169H14L13 167H11V170H12V168H13V170L11 171V172H9L10 171V169L9 170H4L3 171V169L5 168V167H3V169L1 170V168H0V171H1V173H0V178L1 179H4V180H0V187H2V184L3 183H5V181L6 182H9L8 184L6 183V184H3V188H0L1 190V192H0V216H4V215H6V211H5V209L8 211L10 208L12 209L11 210V214H9L10 216L12 215V214H14L13 212L15 211V210H17L18 208H20V210L22 209V211L20 212V210H18L19 211V213H22L21 215L23 216V212L24 211H26V214H27V216H26V214L24 215L27 219L30 217V218H35V216H36V220L35 219H33L35 222V224L32 222V224L30 223L31 221H33V220H30V218H29V220H27V219H25V217H24V219L25 220H27L28 221V223L26 222V221H24V223L26 222V224H28L27 226H33L35 229H39V232H40V234L41 235H43L44 233L46 234V233H48V231H49V226L50 225H48V227H47V223L49 222V218L51 217V219H50V221L52 220V218H53V216H52V214L50 215V217L49 216H47L48 214H49V212H47V210H46V204H47V202H49L48 204H51L50 203V201L52 202L53 201V194H48L47 195V191H48V193H50V192H55V191H58L59 189V191H61V189H63V187H64V185H65V180L64 179H67L66 178V175H69V174H73L76 170H75V168L77 169V167H78V161H79V165H81V161H83V163H84V160L86 161L87 160V158L88 157H90L91 155H93L94 154V152H95V149L96 150H98V148H99V146H100V141H106L107 139H110L109 137H111L110 135L111 134H113L114 133V131H115V128H116V131H117V126L119 125V119H121L123 116L121 115H118ZM135 114V113H134ZM140 114V113H139ZM229 114H227V117L229 118V117H231V116H229ZM17 115V116H18ZM129 115H128V117H129ZM148 115H150V114H148ZM154 116H155V114H153ZM152 115V116H153ZM257 117V119L255 118V116ZM2 116V115H1ZM24 116V117H25ZM118 116H119V119H118ZM140 116V115H139ZM140 116V117H141ZM147 116V115H146ZM47 117V118H46ZM51 117H53V118H51ZM131 117V116H130ZM140 117H137V118H140ZM142 117V118H143ZM150 117V116H149ZM239 117V118H238ZM248 117V118H247ZM49 118V119H48ZM224 118V119H223ZM222 118V121L224 120L225 121V119H228V118H226V116L225 117H223ZM232 118V117H231ZM234 118V117H233ZM254 118V119H253ZM2 119V118H1ZM26 120V122H25V120ZM42 119V120H41ZM60 119H62L60 122H59V120ZM111 119V120H110ZM116 119V120H115ZM28 120V121H27ZM55 120V121H54ZM110 120V121H109ZM122 120V119H121ZM228 120H230L231 121V119H228ZM238 120V121H237ZM32 123H33V120H30ZM29 121V122H30ZM46 121V122H45ZM106 121H107V123H106ZM222 121H221V123H222ZM230 121H226V123H225V126L223 127L222 126V128H226V126H228L229 127V125H230V129L231 130H233V132L235 133V131H234V129H233V126L231 125V123H232V121H231V123H229ZM65 122V121H64ZM115 122V123H114ZM117 122V123H116ZM260 122V123H259ZM32 123H30V125L32 124ZM35 123V122H34ZM33 123V124H34ZM44 123V124H43ZM58 123H60V124H58ZM104 123H105V125H104ZM229 123V124H228ZM248 123V124H247ZM28 124V125H27ZM32 124V125H33ZM36 124V123H35ZM42 124V125H41ZM46 124V125H45ZM52 124V125H51ZM65 124V123H64ZM81 124V123H80ZM115 124H117V125H115ZM247 124V125H246ZM250 124V125H249ZM46 126V128H47V126H48V128L50 129V127L51 126H53V125H55L54 127H51L52 129L51 130H49L48 128L46 129V128H44V129H42V127L43 126ZM111 125H113V126H111ZM245 125V126H244ZM64 127H66V125H63ZM77 126H80V125H77ZM116 126V127H115ZM29 127H31V129H29L30 130V132L31 133H33L34 134V132L33 131H35V130H32V128L34 127V125L33 126H29ZM28 127V128H29ZM72 127H75V126H73L72 125ZM99 127V128H98ZM119 127V126H118ZM57 128V129H56ZM67 128V127H66ZM78 128V127H77ZM92 128V129H91ZM101 128V129H100ZM34 129V128H33ZM62 129V130H61ZM70 129V128H69ZM74 129H76V128H74ZM80 129V128H79ZM113 129V130H112ZM230 129H226V133L228 134L229 132H230V134L232 133L231 132V130ZM32 130V131H31ZM73 130V129H72ZM110 130H112V131H110ZM154 130H157L156 128L154 129ZM153 130V131H154ZM224 131L223 132H225V129H223ZM43 131H41V132H43ZM71 131V130H70ZM75 131V130H74ZM80 131H81V129H80ZM105 131V132H104ZM116 131H115V136H116ZM261 131V132H262ZM56 132H58V131H56ZM72 132V131H71ZM104 132V133H103ZM109 132L111 133L110 135H106V134H109ZM156 132H158V131H156ZM155 132V133H156ZM254 133H255V131H253ZM69 134H70V132H68ZM254 133H252V134H254ZM42 134V133H41ZM65 134V133H64ZM224 134V133H223ZM222 134V135H223ZM226 134V135H227ZM251 134V133H250ZM262 134V133H261ZM58 135H59V133H58ZM62 135V134H61ZM65 135H67V134H65ZM107 137H106V136ZM114 135V134H113ZM221 135V136H222ZM225 134L223 135L224 137L226 136ZM234 134L232 133V135H228L229 137H227V138H225V140H228V141H230V140H234V142L236 143V142H238V141H236V139H237V137H238V140L240 139H242L243 138V136L242 135H240V134H238L239 136H237V134L235 133V135H236V138L235 137H232V138H230L231 136H233ZM263 136H264V133L262 134ZM262 135H260V136H262ZM51 136V139L54 137H52ZM82 136V137H81ZM109 136V137H108ZM147 136H149V135H146L145 136V139H146V144H145V146L147 145V147L148 148H153V145L155 146V147H158L159 145H158V143H159V141L158 142H155V139H154V142L153 143H151L150 141H152V140H150L149 141V138H150V136H149V138L147 137ZM241 136V137H240ZM250 136V135H249ZM253 136V135H252ZM259 136V135H258ZM257 135H256V137L257 138H252V139H250L249 141H247L248 142V144H246L247 142H244L245 143V145L243 144H241V142H240V145H239V143H237L239 146H240V148H238V150L239 149H241L240 151L241 152H245V150H249L250 148L248 147V146H252L253 145V148H252V150H254V148H256L255 149V151L257 150H261L262 149V152H264L263 150H264V137L262 136V137H258ZM54 137V138H55ZM60 137V136H59ZM63 137H64V135H63ZM104 137H106V138H104ZM251 137V136H250ZM54 138L52 139V140H54ZM57 138V137H56ZM62 138V137H61ZM103 138V139H102ZM113 138V137H112ZM111 138V139H112ZM63 139V138H62ZM106 139V140H105ZM230 139V140H229ZM254 139V140H253ZM157 141V140H156ZM228 141H225V145H223L222 144V146L220 147L221 148V150L219 151V155H220V153H223V154H221L220 156H222V158H219L222 162H220V160L217 158V155H214V153L210 156H207V158H205L206 157V155H205V159H203V160H201L202 162L200 163V164H202V170L200 169V171H202L201 172V175H203L204 174V177H205V174H208V176H210V175H212V173H213V175H212V177L210 178V179H207L206 181L207 182H199V184L198 185H200V186H195L194 188L192 187V189L191 190H193L192 191V195L190 194L191 193V190H190V188H189V190H190V193L188 192V191H186V190H188V188L186 189V190H184L185 192L184 193H189L190 195H188L187 194V196L188 197H186L185 199H187V201L189 202V200H188V198L190 197H193V199L191 198L190 199V202H189V205L190 206H194V205H196V206H198L197 208H198V212H197V208H196V206L194 207V208H196V212H195V209H194V211H193V213H191V214H195V213H198V214H196V215H193V216H196V217H198L199 219H197V218H193V216L190 218H188V217H185V218H187V220H189V221H187L185 218L183 219V217L182 218H180L181 216H182V213H185V211H183V212H181L182 210H179L180 212H181V216H177V217H175V220H173V221H176V223L178 222V221H182V222H179L178 224H184V226L183 225H181L182 226V228H178L177 226H176V224L175 225H173L174 226V228H172V226L170 227V225L173 223V221H172V223H171V219H173V217L171 218L167 213H168V211H169V213H171L172 212V209L174 210L175 209V207H177L176 205H174V204H171V206H175L174 208H172L171 206H170V204L168 205L169 207H171V210L170 209H168V211H163L162 210V212H164V213H166V214H162V212L160 211V213L162 214H160L159 213V215H161V217L160 218H162L163 220H165V222L166 221H168L169 222V220H170V223H168V224H170V225H168L167 224V222H166V224H163V223H165L164 221H162V219H158L157 218V216L155 217V218H152V215L154 216V215H157V211L158 210H152V211H154L153 212V214L151 215V217L149 218L150 219V221H154L155 222V224L156 223H158L159 224V221L161 222L160 224L162 225L161 226V228H160V226L159 225H153V226H151V223H150V221H149V219H147V218H144V221L146 220V222H149L150 223V228H149V225H148V228H147V226L145 227V225H147V224H142L143 226H144V228H142L143 226L140 224L143 220H140L139 218V220L141 221V222H139V224H138V222H137V226L138 225H140L141 226V228L140 229H142V230H140L139 229V231H140V233H138L139 234V236L137 235V239H139L137 242H138V244H137V242L136 243H133V244H131V245H129L128 243H129V240H127L126 239V234H125V232H124V234H123V232H122V229H120V228H114V226H113V228H111V230H109V231H105L104 232V235H103V233L101 232V233H99V236L101 237V235H102V239H100V237H98V232L96 233V232H93L91 235H94V237L93 236H91L90 238H92L93 237V239H98V240H96V242H98V243H94V246H101L102 248H100V250H102V252H99L98 253V251H99V248L98 249H95V248H93L92 250H90L88 253L89 254H84L85 256H83V253H85V252H83L84 251V248H83V245L81 246V244L80 245H76V244H74V247H72L70 250H68V249H66L67 251H66V253H65V250H61V249H58L59 251H61L60 252V256H57V254L55 255L56 257H59L58 259H56V263L57 264H59V261H60V264H84V263H86V264H88V263H90V264H192L193 262V264H204V261H208V259L209 260H211V262H213V260L212 259H214V262H213V264H219V262H221V261H219L217 258V256H218V254H220V252L216 249V245L214 246V242H215V240H217V238H216V236L213 234V235H211V236H209V237H211L212 238V236H214L216 239H214V241H212L213 243V246H211L212 248H210V247H207L206 248V252L202 249L203 247H205V245L206 244H203L204 243V241H206V240H204V241H202V238H203V236L204 237H208L207 235H203L202 236V234H203V232H202V234H201V236L198 234V233H196L195 235H194V230H192V228H190V230H189V228L186 230V232H183V231H185V226L186 227H190V226H188V224L190 225V222H191V220H192V222H195V221H199V222H201L200 221V217L201 216H199V214H204V215H206L207 213H209L208 214V217H209V215H211L210 216V218H212V217H215L217 220H219V221H217L215 218H213V219H215V220H212L213 221V223H214V225H212V226H215L216 228V230H213V232H217V230L218 231H220L219 229H217V227H218V225H220V229H221V232L223 231V229H222V227L221 226H227V224H230V226L232 227L231 228V231L232 232H230L229 234H230V236L232 237L233 236V238H234V240H238L237 242H239V238H242L243 237V239L246 241V239L245 238H249L250 240H252V239H254V240H252L253 242L254 241H256V242H258L257 240H259V239H261L259 242V244L261 245L262 243L264 244V238H261V237H264V221H262V219H261V217L262 216H264V154H263V156H262V158H261V156H260V159H258V160H255L254 159V161L252 162V164L251 163H249L250 164V166H252V167H250L249 166V169L248 168H246L245 170H243V173H241V171H240V173L239 172H237V174L234 172V173H232L233 175H230L231 174V172H233V171H231V170H227L226 168L228 167V168H230L229 166L230 165H233V163L231 162V160H235V159H237V157H235L234 158V156H235V153L234 152H231V147L227 144V143H229ZM232 141H230V142H232ZM242 141V140H241ZM101 143H103V142H101ZM82 144V145H81ZM228 145V147H227V145ZM262 145V146H261ZM98 146V147H97ZM258 146V147H257ZM96 147V148H95ZM247 147V148H246ZM231 148V149H230ZM246 148V149H245ZM261 148V149H260ZM243 149H244V151H243ZM88 151V152H87ZM94 151V152H93ZM99 151V150H98ZM97 151V152H98ZM233 151V150H232ZM240 151H238L239 152V154L241 153ZM254 151V152H255ZM89 152H91V154L89 153ZM93 152V153H92ZM210 153H212L213 151H209ZM252 152V151H251ZM80 155H79V154ZM87 153V154H86ZM96 153V152H95ZM208 153V152H207ZM226 153V154H225ZM232 153H233V155H232ZM247 153H248V151H247ZM246 152H245V154H247ZM257 153V152H256ZM75 154V155H74ZM230 156H229V155ZM259 154V153H258ZM257 154V155H258ZM72 155V156H71ZM90 155V156H89ZM208 155V154H207ZM227 156L228 155V157H224V156ZM240 155H242V153L240 154ZM85 156V157H84ZM259 156V155H258ZM72 157V158H71ZM86 158V159H84V158ZM67 158V159H66ZM83 158V159H82ZM227 158V159H226ZM233 158V159H232ZM56 159H58V160H56ZM223 159H225V160H223ZM231 159V160H230ZM256 159H257V156H256ZM76 160H78L77 162H76ZM230 160V161H229ZM263 160V161H262ZM68 161V162H67ZM70 161V162H69ZM226 161V163H224L225 165H223L222 163L223 162H225ZM227 161H229V162H227ZM6 161H4V163H5ZM15 162H17L16 160H15ZM15 162L13 161V163L15 164ZM66 163L65 165H64V163ZM200 161L198 160V163H199ZM206 162V163H205ZM230 162H231V164H230ZM258 162V163H257ZM44 163H42V164H44ZM51 163H52V166H51ZM58 165H57V164ZM197 163V162H196ZM197 163V164H198ZM204 163V164H203ZM209 163H211V164H213V165H215V166H217V167H215L214 169H213V167H212V171L210 170L209 171V168L211 167H208L209 165ZM237 163V162H236ZM54 164V165H53ZM68 164H69V166H68ZM72 164V165H71ZM199 164V165H200ZM219 164H222V166L221 165H219ZM17 165H18V162H17ZM48 165V166H47ZM208 165V166H207ZM255 165V166H254ZM3 166H5V164H3ZM11 166H14L13 164L11 165ZM19 167H21V172H24L23 171V169H22V166L21 165H18ZM17 166V167H18ZM47 166V167H46ZM66 168H65V167ZM74 166H76V167H74ZM17 167H15V168H17ZM27 167V166H26ZM40 167V168H39ZM62 167H63V169H62ZM233 167V166H232ZM258 167V168H257ZM42 168V169H41ZM55 168V169H54ZM71 168H73V173H72V171H71ZM234 168V167H233ZM233 168H232V170H233ZM254 168V169H253ZM40 169V170H39ZM45 169V170H44ZM67 169L69 170V172L67 171ZM162 169V168H161ZM161 169H160V171H161ZM235 169V168H234ZM26 171L25 172H27V171H29V170H27V168L25 169ZM55 170V171H54ZM58 170L59 171H61V173L59 172V173H57L58 172ZM75 170V171H74ZM164 170H165V168H164ZM163 170V171H164ZM2 171H3V173L6 171V173H12V175L14 176V177H10V176H12V175H10L9 177L6 175V177H5V175H4V177H3V175H1L2 174ZM8 171V172H7ZM36 171H38V172H36ZM141 171H143V170H141ZM145 171V170H144ZM143 171V172H144ZM207 171V172H206ZM224 172V174H222V175H219L220 173H223ZM251 171V172H250ZM256 171V172H255ZM258 171V172H257ZM32 172V173H31ZM34 172V173H33ZM54 172H56V173H54ZM142 172V173H143ZM162 172V171H161ZM31 173V174H30ZM36 173V174H35ZM142 173L140 172V174L139 175H142ZM230 173V174H229ZM15 174V175H14ZM26 174V173H25ZM60 174H62V176L60 175ZM216 176H215V175ZM32 175V176H31ZM35 175V176H34ZM49 175V176H48ZM58 175V176H57ZM59 175H60V178H59ZM64 175V176H63ZM143 175H144V177L142 176V178L143 179H145V181H147V180H149V181H151L150 179H148V177H150V176H145V173H143ZM217 175H219L220 177L222 176L223 178H219V179H221L220 181H217V180H219L218 179V177L219 176H217ZM70 176V175H69ZM69 176H67V177H69ZM208 176H206L205 177V179L208 177ZM17 177H19L18 178V180H15V179H17ZM41 177V178H40ZM147 177V178H146ZM15 178V179H14ZM27 178V179H26ZM38 178V179H37ZM55 178V179H54ZM63 178V180H60V179H62ZM152 179H153V177H151ZM30 179V180H29ZM35 179V180H34ZM40 179V180H39ZM215 179H217V180H215ZM9 180V181H8ZM17 181V182H14V184H15V188H17L18 187V189H16L15 190V188L13 187V186H11L12 184H13V182H11V181ZM23 180H25V181H23ZM56 181V183H55V181ZM202 180H204V179H202ZM201 180V181H202ZM21 181H23L22 183H20ZM29 181H31V182H29ZM39 181V182H38ZM44 181H46L45 183H44ZM1 182H3L2 184H1ZM19 182V183H18ZM27 182H29V184L27 183ZM53 182V183H52ZM62 182V183H61ZM27 184V186H26V184ZM32 185H31V184ZM41 183V184H40ZM55 183V184H54ZM64 183V184H63ZM223 183V184H222ZM9 184H11V185H9ZM35 184V185H34ZM38 184H40V186L38 185ZM54 184V185H53ZM59 184H60V186H59ZM6 185H8V186H6ZM24 185L27 187H25V188H23L24 187ZM58 185V186H57ZM63 185V186H62ZM23 186V187H22ZM32 186V187H31ZM50 186H51V188H50ZM10 187H13V188H11V189H14L15 190V192H17V193H15V192H12V191H10L9 190V192H8V189ZM19 187H22L21 189L19 188ZM39 187V188H38ZM48 187V188H47ZM54 187L57 189H54ZM62 187V188H61ZM188 187H190V186H188ZM29 188V189H28ZM30 188H32V189H30ZM45 188V189H44ZM52 189L50 192H49V190L50 189ZM24 189H26V190H24ZM44 191H43V190ZM53 189L55 190V191H53ZM194 189H197V190H194ZM13 190V191H14ZM18 191H20V192H18ZM195 191H196V199H195V201H194V196H193V192H194V194H195ZM4 193V194H3ZM43 193H44V195H43ZM59 193L60 192H57V193H55L54 194V200H55V197H57V195H59ZM183 193V192H182ZM184 193L182 194V195H180V198H182L183 197V199H184ZM2 194V195H1ZM179 194H181V193H179ZM19 195V196H18ZM38 195V196H37ZM41 195V196H40ZM43 195V196H42ZM8 196V197H7ZM176 196H177V194H176ZM179 196V195H178ZM182 196V197H181ZM37 197V198H36ZM3 198V199H2ZM6 198V199H5ZM39 198V199H38ZM43 198V199H42ZM176 198V197H175ZM250 198H251V201H252V204H249V200H250ZM47 199V200H46ZM178 199V198H177ZM177 199L175 200V201H177ZM6 200V201H5ZM20 200V201H19ZM22 200V201H21ZM40 200V201H39ZM174 200H173V202H174ZM180 200V199H179ZM179 200H178V202H179ZM247 200V201H246ZM2 201V202H1ZM12 201H13V204H12ZM34 201H36V202H34ZM181 201H183V200H180V202ZM191 201H193V202H191ZM247 202V204H246V202ZM6 202H8L9 203V206L7 205V203ZM11 202V203H10ZM16 202V203H15ZM33 202H34V204H33ZM38 202L39 203H41V204H38ZM172 202V203H173ZM177 202V203H178ZM188 202H187V204H188ZM243 202V203H242ZM245 202V203H244ZM3 203H5V205H3V208H2V205L1 204H3ZM18 203V204H17ZM170 203V202H169ZM229 203V204H228ZM231 203V204H230ZM24 204L26 205V206H28V210L27 209H24V208H26V206H24ZM32 204V205H31ZM36 204H38V205H36ZM44 204V205H43ZM168 204V203H167ZM181 204V203H180ZM180 204H179V206H180ZM198 204V205H197ZM243 204V208H241L240 209V207L238 206V205H242ZM15 205V206H14ZM46 205V206H45ZM164 205V204H163ZM188 205V206H189ZM235 205H237V206H235ZM11 206H14V207H11ZM21 206H22V208H21ZM24 206V207H23ZM38 206V207H37ZM43 206H45V208H44V210H45V212H44V210H38V208L39 209H43ZM162 206V205H161ZM235 206V207H234ZM7 207V208H6ZM9 207V208H8ZM32 208V207H34V210H35V208H37V211L35 210H33V208L31 209V211H29V208ZM166 207V206H165ZM228 207H230V209H228ZM249 207H251L250 209H249V211L247 210ZM253 207V208H252ZM158 208V207H157ZM164 208V207H163ZM178 208V207H177ZM177 208H176V211H177ZM199 208H201V210L202 211H205L206 210V212H201L200 210H199ZM245 208H247L246 210H245ZM162 209V208H161ZM205 209V210H204ZM165 210H167V209H165ZM238 210V211H237ZM240 210V211H239ZM243 210H245L244 211V213H241V211H243ZM10 211V210H9ZM9 211L7 212V213H9ZM18 211H17V213H18ZM27 211H29V212H27ZM38 211H40L41 213H42V211H43V213L45 214H47L46 216H47V220H46V217H45V219H44V216L45 215H43V216H41L40 215V213H39V215L37 216L36 214L38 213ZM200 211V212H199ZM232 211V212H231ZM150 212V211H149ZM174 213H175V211H173ZM233 212H235V214L237 215V219L240 221V222H238L239 224H236L237 226L239 225V231H238V229H237V226H236V229H235V225L230 221V219H229V217H230V214L231 213H233ZM239 212V213H238ZM245 212H248V215H250V218L251 219H249L248 217H247V224H242V222H241V220L243 219L242 218V216L244 217V216H246L247 215V213H245ZM5 213V214H4ZM17 213H15V214H17ZM33 213V214H32ZM146 214H145V216H147L148 217V215H149V213H148V211L147 212H145ZM152 213V212H151ZM150 213V214H151ZM179 213V212H178ZM227 213H228V215H227ZM250 213V214H249ZM32 214V215H31ZM176 214H177V212H176ZM9 215H6V216H8L7 218H10L9 217ZM20 215V214H19ZM20 215V216H21ZM28 215H29V217H28ZM33 216V217H31V216ZM171 215H172V213H171ZM174 216H175V214H173ZM185 215H187V216H191L190 215V213L189 214H187V213H185ZM20 216H16V217H18L19 219H17L15 216V221L16 220H18V221H16V222H14V221H12V224L13 223H15V224H19V226H20V228H22L21 226L23 225H25L26 226V224H24L23 222V224L21 225L20 223H19V220H21L22 218H20ZM150 216V215H149ZM184 216V215H183ZM238 216H239V218H238ZM254 216V217H253ZM5 217V216H4ZM37 217H38V219H40V217H41V219H44V220H41L40 219V221L42 222V221H45L44 223L45 224H41V222L39 221V220H37ZM142 217H144V216H141L140 218L142 219ZM164 217V218H163ZM203 217V216H202ZM207 217V216H206ZM206 218V222H208L209 221V218ZM7 218H5V219H7ZM157 218V219H156ZM219 218V219H218ZM1 219L2 218H0V221H1ZM4 219V220H5ZM11 220H13L12 218H10ZM24 219H22V221L24 220ZM137 219V220H138ZM152 219V220H151ZM167 219V220H166ZM178 221H177V220ZM180 219V220H179ZM185 220V221H187V222H183V220ZM194 219V220H193ZM197 219V220H196ZM205 219V218H204ZM249 219V220H248ZM253 219V220H252ZM3 220V222L4 223H7V222H5ZM148 220V221H147ZM221 220H224V221H221ZM10 221V220H9ZM8 221V222H9ZM30 221V222H29ZM37 221H39L38 223V225H36V223H37ZM48 221V222H47ZM143 221V222H144ZM252 223V221H253V223L252 224H250V222ZM191 222V223H192ZM217 222V223H216ZM222 222H225V223H222ZM227 222V223H226ZM50 223V222H49ZM52 223V222H51ZM175 223V222H174ZM216 223V224H215ZM246 223V222H245ZM1 224V223H0ZM36 225V226H34V225ZM41 224V225H40ZM154 224V223H153ZM177 224V225H178ZM223 224V225H222ZM249 224V225H248ZM14 225V224H13ZM163 225H164V227H163ZM165 225H168V227H166ZM232 225H234V226H232ZM245 225V226H244ZM251 225V226H250ZM37 226H40V227H37ZM42 226V227H41ZM44 226V227H43ZM111 227H112V225H110ZM159 226V227H158ZM211 226V227H212ZM243 228H242V227ZM262 226V227H261ZM45 227H47V228H45ZM155 227V228H154ZM176 227H177V229H176ZM183 227H184V229H183ZM229 227V225L226 227V228H228ZM26 228H28V227H26ZM47 230V231H45V229ZM108 228V227H107ZM155 230H154V229ZM171 228V229H170ZM214 228V227H213ZM223 228H225V227H223ZM261 228V229H260ZM5 229V228H4ZM23 229H25V227L23 228ZM23 229H21V231L23 230ZM38 229H37V231H38ZM42 229V230H41ZM44 229V230H43ZM109 229V228H108ZM108 229H106V230H108ZM148 229H151V230H148ZM181 229H183L181 232H180V230ZM234 230V232H233V230ZM247 229V230H246ZM260 229V230H259ZM26 230V229H25ZM24 230V231H25ZM114 230H119V231H117L116 233L114 232ZM121 230V231H120ZM177 230V231H176ZM179 230V231H178ZM211 230V229H210ZM209 230V231H210ZM228 230V229H227ZM246 230V232H244ZM253 230V231H252ZM28 229H27V231H25V232H27L26 234L28 235ZM44 231V232H43ZM144 231H145V233H144ZM147 231V232H146ZM148 231H149V234H148ZM150 231H151V233H150ZM154 231V232H153ZM191 231H192V234L195 236V238H192V234H189L191 237L188 239V238H186V237H188V233L190 232L191 233ZM226 231V230H225ZM235 231H237L238 233H235ZM240 231H242L241 233H240ZM248 231L250 232V233H252V234H250V233H248ZM111 232H113V236L112 235H110V236H108V238H106V240H105V237H107V233H111ZM119 232H121V233H119ZM153 232V233H152ZM243 232H244V234H243ZM258 232V233H257ZM147 233V234H146ZM160 233V234H159ZM240 233V234H239ZM25 234V233H24ZM23 234V235H24ZM114 234H117L116 236L117 237H119L118 236V234L120 235V239H122L123 241H124V239L126 240L125 242H126V245H125V243H123L122 242V240L121 241H119V239L117 238V239H115L116 237L114 236ZM145 234V235H144ZM152 234V235H151ZM157 234H158V236H157ZM198 234V235H197ZM236 234V235H235ZM237 234H239V235H237ZM242 234V235H241ZM31 235V233L29 232V235L28 236H30ZM198 237H197V236ZM235 235V236H234ZM256 235V236H255ZM263 235V236H262ZM25 237L24 236V238H25V240L26 241H24L25 243L27 242V240H30V237ZM124 236H125V238H124ZM143 236V237H142ZM149 236H151V237H149ZM157 236V237H156ZM185 236V237H184ZM199 236H200V239L198 240V238H199ZM236 236H238L239 238H236ZM244 236H245V238H244ZM247 236V237H246ZM252 238H251V237ZM122 237V238H121ZM139 237V238H138ZM162 237V238H161ZM13 238V239H12ZM17 238V236H14V237H11L10 239L13 241H11L12 243H14V239H16ZM45 238V237H44ZM55 238V237H54ZM54 238H52L53 240H50V242H52L53 243V241H55L56 240V238H55V240H54ZM111 238H114L116 241L118 240L119 242H120V244L119 243H117L118 245L115 247L114 245H116V243L114 244V240L113 239H111ZM141 238V239H140ZM147 238V239H146ZM150 238H151V240H150ZM156 238V239H155ZM47 239V240H46ZM45 240L43 239L42 240V242L43 241H45L44 243H47V241L49 242V240H48V238H46ZM129 239V238H128ZM184 239H186V240H184ZM212 239V240H213ZM243 239H240V242H242L243 241ZM1 240V239H0ZM58 240V241H57ZM56 241L57 242H59V245H58V243L56 244H52L51 245V243L49 242V243H47L48 245H49V247L47 246V248H51L52 246H53V248H54V251H55V249H56V251H58L57 250V245L59 246V247H61L62 248V245H61V243H60V240L59 239H57ZM67 240H69V239H67ZM104 240V241H103ZM159 240V241H158ZM229 240V239H228ZM232 238L229 240L230 241V244H229V241H227L228 243H226L225 242V250H227L228 251V257H229V259L230 260H232V261H234V259L236 260V258H237V256L235 255H229V253H234V250L236 251L237 249H239L240 251L241 250H243L241 247H242V245L244 244H238L237 242H233V244H235V247H231L232 246ZM233 240V241H234ZM3 241V240H2ZM8 241H9V239H8ZM9 241V242H10ZM105 242V243H103V242ZM109 241H114V242H112L113 244H111V245H108V244H110L109 243ZM127 241H128V243H127ZM154 241L156 242V243H154ZM188 241V242H187ZM192 241H195V242H199V243H195L194 242V244H193V242ZM208 241H209V243H211L210 241V238L208 239ZM244 241V242H245ZM1 242V241H0ZM11 242H10V244L9 245H12L11 244ZM28 242H30V241H28ZM41 242V241H40ZM41 242V243H42ZM95 242V241H94ZM151 242V243H150ZM3 243V242H2ZM0 244V246L1 245H3V244ZM40 243V244H41ZM101 243V244H100ZM121 243H122V245L124 246V248L126 249V250H124L123 248L121 249ZM178 245H177V244ZM181 243V244H180ZM191 245H189V244ZM8 244H6V245H8ZM31 244H35V242L33 241V242H31ZM63 244V243H62ZM102 244H104V245H102ZM105 244H107L108 245V247L106 248V247H103V246H106ZM128 244V245H127ZM137 244V245H136ZM141 244V245H140ZM201 244V245H200ZM239 245V246H241V247H236V245ZM259 244H258V246H259ZM5 245V244H4ZM4 245L1 247L2 249H3V247H4ZM39 245V244H38ZM41 245H43V244H41ZM14 247H15V244L13 245ZM12 246V247H13ZM63 246H65V244L63 245ZM75 246H77V247H75ZM80 246V247H79ZM119 246V247H118ZM125 246H129V248H130V250L129 249H127V247H125ZM186 246V247H185ZM194 246V247H193ZM203 246V247H202ZM255 246H257V243L255 244ZM11 247V248H12ZM13 247V248H14ZM80 249H79V248ZM113 247H115L114 248V250H113ZM131 247H132V249H131ZM160 247V248H159ZM192 247V248H191ZM202 247V248H201ZM213 247L215 248V249H213ZM229 247V248H228ZM233 249V250H231V248ZM260 247V246H259ZM258 247V248H259ZM1 248H0V252H1ZM6 248H7V246H6ZM39 249H40V246L38 247ZM41 248H42V246H41ZM44 248V249H43ZM42 248V252H43V254H44V252L46 251V250H48V249H46V247H43ZM64 248V247H63ZM66 248H70V246H66ZM75 248V249H74ZM82 248V249H81ZM110 248V249H109ZM118 248H120L119 250H121V252L120 251H118V252H114V251H117L118 250ZM135 248V249H134ZM236 248V249H235ZM261 248V247H260ZM260 248H259V251L258 252H260L258 255H261V252H262V250H260ZM46 249V250H45ZM72 249H74V252H73V250ZM79 249V251H77ZM109 249V250H108ZM156 249V250H155ZM83 250V251H82ZM128 250V251H127ZM162 250V251H161ZM3 251H5V249L4 250H2V252ZM55 251V252H56ZM95 251H97V252H95L96 254H98V255H96L94 252ZM124 251H127V253L126 252H124ZM158 251H160V252H158ZM201 251H204L203 253H207L206 255L207 256H205L204 258H205V260L204 259H202L201 257V254H200V252ZM1 252V253H2ZM76 252V253H75ZM91 252H93V253H91ZM122 252H124V253H122ZM208 252H211L210 254H212V256L210 257V258H208L209 257V254H208ZM241 252H243V251H241ZM0 253V255L2 256V258H3V256H5L4 255V252L1 254ZM104 255H103V254ZM119 253V254H118ZM214 253H216V254H214ZM264 253V252H263ZM262 253V255L261 256H259L257 259H255V260H257V261H259V260H261L262 259V256H264V254ZM59 254V253H58ZM72 254V255H71ZM76 254H78V258H77V255ZM99 254L102 256V258L103 257H105L104 258V260L101 258V256L99 257ZM106 254V255H105ZM122 254V255H121ZM123 254H125V255H123ZM178 254V255H177ZM197 254V255H196ZM200 254V255H199ZM214 254V255H213ZM243 254V253H242ZM241 253H240V257H246V256H241L242 255ZM66 255V256H65ZM70 255V256H69ZM74 255H76V257L74 256ZM80 255H82V257L80 256ZM89 255V256H88ZM127 255V256H126ZM161 255V256H160ZM163 255L164 256H166V257H164L163 258ZM217 255V256H216ZM0 256V257H1ZM42 256H44V255H42ZM63 256H65V258L63 257ZM71 256H74V257H72L71 258ZM80 256V257H79ZM88 256V257H87ZM93 256H95V257H93ZM96 256H98V257H96ZM130 256V257H129ZM174 256V257H173ZM61 257H63V258H61ZM68 257H69V259H68ZM85 257V258H84ZM89 257H92V260L94 259V261H92L91 262V258H89ZM160 259H159V258ZM173 257V258H172ZM175 257H177V258H175ZM200 257V258H199ZM213 257V258H212ZM227 257V258H228ZM260 257H261V259H260ZM45 258V257H44ZM75 258V259H74ZM79 258H81V259H79ZM208 258V259H207ZM217 260H216V259ZM226 258V257H225ZM247 258V257H246ZM253 258V257H252ZM251 258V259H252ZM264 258V257H263ZM70 259H72V260H70ZM83 259V260H82ZM102 259V260H101ZM162 259V260H161ZM174 259V260H173ZM229 259H226V260H229ZM59 260V261H58ZM64 262H63V261ZM89 262H88V261ZM153 260V261H152ZM157 260H159L158 262H157ZM203 260V261H202ZM215 260H216V262H215ZM58 261V262H57ZM65 261H67V262H65ZM86 261V262H85ZM155 261V262H154ZM162 261V262H161ZM48 262H50L51 264L53 263V262H51V261H49V260H47V264H48ZM55 262V261H54ZM211 262H208V264H210ZM49 263V264H50ZM41 264H44V263H42L41 262ZM46 264V263H45ZM212 264V263H211Z\"/></svg>", "mask_w": 264, "mask_h": 264}, {"label": "snow or ice", "instance_id": "3", "mask_svg": "<svg viewBox=\"0 0 264 264\" xmlns=\"http://www.w3.org/2000/svg\"><path fill=\"white\" fill-rule=\"evenodd\" d=\"M49 8L52 7L51 5H40V4H25L22 2H16V0H9L8 3L4 4L2 9H0V14L4 16L5 20V28L8 32V35H11L15 25H17V22H19L20 26V31L24 32L27 34L30 25H28L25 21V16L28 15L32 10H36L37 16L34 20V24L31 25V27H35L36 29V34L39 36V33L43 31L46 27V23L44 21V18L41 17L40 15V9L41 8ZM83 7V6H79ZM98 7H103V8H111V5H100ZM171 7V6H170ZM176 7H181L180 5H177ZM185 9H192L194 6L193 5H183ZM196 8H199V5L195 6ZM189 15L192 17V27H195V25L198 23V18L193 12H189ZM28 19H32L31 16H28ZM102 24L104 21L101 22ZM149 23H161L162 24V30L164 27L169 28L170 32H174V29L170 27L172 24V21H170L167 17H162L158 21H152L150 20ZM121 25H127V20L125 19L124 21H121L119 18V15L111 16L108 18V28L105 29V33L108 34L110 32H117V36L119 35V28ZM180 43V42H178ZM181 47H186V45H183L181 43ZM170 52L176 51L174 48L169 49ZM157 65L158 68L161 72H166L169 69V65H167L166 62L163 60H160L158 58L157 60ZM38 68L42 69V64L38 63L37 64ZM261 72L264 73V63L261 65ZM261 96H262V101L261 105L264 106V89L261 90ZM224 106L221 104V113H223ZM29 119L33 120L34 122L38 123L40 120L39 114L33 115L32 112L29 113ZM262 221H264V216L261 217ZM16 233L13 232L11 233V236H15ZM11 237H9L10 239ZM264 238V237H262ZM15 244V251L17 253H20L23 249L28 248L29 245L26 244L23 240H16L14 241ZM11 247V245H9ZM262 252H264V244L260 245ZM226 251V250H225ZM229 255H236L237 259L235 261L232 260H222L220 264H264V259H261L259 261L251 258H241L240 257V250L237 249L234 253H229ZM249 256H251V253H249ZM0 264H30V262L27 261H10V260H5L3 258H0ZM204 264H208L207 261L204 262Z\"/></svg>", "mask_w": 264, "mask_h": 264}]
</instances>
